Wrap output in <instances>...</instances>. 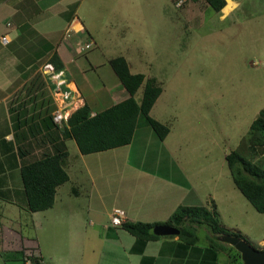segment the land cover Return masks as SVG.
I'll list each match as a JSON object with an SVG mask.
<instances>
[{
  "label": "crops",
  "instance_id": "crops-1",
  "mask_svg": "<svg viewBox=\"0 0 264 264\" xmlns=\"http://www.w3.org/2000/svg\"><path fill=\"white\" fill-rule=\"evenodd\" d=\"M179 1L186 2V0ZM189 1L193 6L196 5L195 0ZM224 1V7L219 11L213 10L206 1L208 7L204 12L197 9L194 13H188L187 25L190 28L188 30H199L201 27L199 20L206 21L203 18L206 14H209L208 20L217 16L220 23H227L230 28H237L232 34L236 36L237 51L248 50L264 53V0ZM29 2H32V7L28 11H19L15 8L14 11L11 10V26L8 27L6 24L0 28V211H6L5 213H9L16 218L14 220H17L15 224L14 221H11L9 225L1 226L6 231L3 232L1 244L5 241L6 247L0 252V264H20L21 257L18 252L20 248L18 247L22 242L29 243L27 246L29 250L26 251L29 253L32 251V255L29 254V256L39 258L41 264L45 263L42 252L34 249L36 248L34 238H23L19 230L16 229L19 225L22 227L23 223H25L24 226L26 224L28 226L29 222L35 229L34 222L38 218V226L41 227V213L45 214L44 211L34 213L27 211L20 170L25 164L40 160L46 154H53L54 148L65 147L68 156L63 161V168L68 174L72 162L69 160L70 153L67 144L71 140L74 142L69 134L62 133L58 126L55 124L47 126L41 119L30 126L13 128L14 122L9 110V98L19 92L44 64L51 63L53 56H58L62 63L59 79L66 80L68 86L80 95L83 105L89 107L91 115L102 112L129 97L128 92L110 67L109 62L112 59L123 57L127 62L129 72L143 74L145 81L155 77L151 72L153 64L151 62L144 64L142 55L140 61L135 54H131V51L113 57L107 56L104 49H100L98 53L92 50L99 47L94 39L95 36L78 16L82 5L76 0H30ZM71 6L72 9H70ZM210 8L213 10V14L208 13ZM175 17L179 23L180 16L175 15ZM238 26L241 28L238 29ZM219 29L224 33V29L220 27ZM57 34L60 36L56 41ZM4 35H8V44L1 43V38ZM64 36L71 38L69 42H63ZM88 44H91L90 48H86ZM144 52L139 48L135 53L142 54ZM160 53L161 51H159L157 60L160 58ZM81 56L84 58H80ZM263 61L258 60V63ZM143 66L146 67L145 72H143L144 70H134ZM93 75L100 78L99 82L94 79ZM43 81L44 93L42 96L46 99L49 94L52 101L49 84L45 78ZM139 90L143 91V86ZM138 91L135 93L134 99ZM161 95L162 92L150 110V116L156 121L158 119L152 115ZM141 99L142 95L139 101L135 100L140 103ZM48 107H52L51 102ZM255 115L257 118L264 119V110L258 111ZM162 124L164 123L162 122ZM30 127L33 128L31 133L29 132ZM167 137L160 140L149 126L140 122L129 145L90 155L79 153L77 158L84 162L86 158L97 156L96 160L101 163L105 162L107 165L113 163L105 174L107 181H114L116 175L113 174L118 171L117 176L122 179V182L126 181L127 184L132 179L133 185L129 190L120 188L116 191L113 190L114 194L111 192L108 194L110 196H99V194L97 196L95 187L97 183H100L98 179L91 181L89 190H81L75 182L71 181V175H68L69 180L56 189L54 204L46 211L53 209L55 212L62 208L69 211V206L58 204V201L67 200V196L69 200L71 197L77 200L84 196L88 201V205H85L86 213L94 214L96 221L90 220V217L87 216V224L85 229H82L84 234L79 248H70L62 255H57L54 252L51 260L55 264H231L230 256L234 257L235 253L229 245L220 242L217 236L213 235L205 226H201L197 230L195 242L194 237H189L190 243H187L179 239L178 236H167L158 240L141 242L125 231L121 225L114 226L112 224L114 210L123 212L122 223L164 225L179 206L205 207L214 212L222 229L240 234L239 230L234 228L235 225L231 227L225 224L224 220L226 221V219L220 214L218 206L214 202L217 200L215 195L208 194L212 200L211 206H203L202 198L200 199L198 196L200 191H197V185L203 184L204 181H201V184L194 183L191 176L189 177L184 169L178 166L180 164L174 162L175 157L165 145ZM138 149L141 155H135ZM156 149L160 152V156L151 157L150 154ZM133 162L144 164L142 167L150 170L152 177H149L147 173L149 178H146L145 182L141 181L138 178L140 167L133 166ZM154 162L157 163V166L153 167ZM133 172L134 176H128ZM70 183L71 186L66 187ZM146 187L150 189V193L147 195ZM59 195L62 199L59 198ZM15 199H20L21 203L18 204ZM8 204L10 207H7ZM96 214L99 216L97 217ZM95 228L98 230L97 235L101 238L102 246L94 245L90 241L89 245H92L86 252L85 238L90 233H95ZM202 228L208 230L210 235L201 234L199 230ZM7 234L9 236H6ZM263 242L264 239L259 241V243ZM26 259L28 258L25 257ZM21 264L26 263L21 262Z\"/></svg>",
  "mask_w": 264,
  "mask_h": 264
},
{
  "label": "rangeland",
  "instance_id": "rangeland-1",
  "mask_svg": "<svg viewBox=\"0 0 264 264\" xmlns=\"http://www.w3.org/2000/svg\"><path fill=\"white\" fill-rule=\"evenodd\" d=\"M29 1L0 0V28L6 24L11 26L10 11H14V8L28 11L32 7V2ZM76 1L82 5L78 16L95 36L99 47L92 50L98 53L100 49H104L107 56L113 57L131 51L139 60L142 55L144 64H153L151 72L162 89V95L152 116L169 129L165 145L175 157L174 162L180 164L178 166L191 176L194 183L201 184V181H204L203 184L197 185L203 206L210 207L212 200L208 194L215 195L217 200L214 202L226 219L225 224L231 227L235 225L234 228L239 230L243 239L255 248L264 250V242L259 243L264 239V214L258 213L233 184L225 160L228 153L236 150L247 161L264 169V146L256 144L251 130V124L257 119L255 114L264 110V61L258 63V60H264V53L237 51L236 36L232 35L237 28L220 23L217 16H210L208 20L209 14H206L203 17L206 21L199 20V30H188V13H194L197 9L204 12L208 7L206 0H195L194 6L189 0L185 3L179 0ZM208 13L214 12L210 8ZM175 15L180 16L179 23ZM219 27L224 29V33L221 29L218 30ZM239 28L241 26H238ZM59 36L60 34L56 35V41ZM70 39L65 37L63 42L67 43ZM139 48L145 52L135 53ZM159 51L160 58L157 60ZM145 68L143 66L134 70L145 72ZM37 74L42 75L40 71ZM94 79L99 82L100 78L95 76ZM20 91L21 89L9 98L11 103L15 98L19 99ZM141 95L142 90H139L135 99L139 101ZM49 99L47 94L46 100ZM67 145L69 160L72 162L68 175H71V181L81 190H89L93 179L100 181L94 186L98 191H95L97 196H110L108 194H114L113 190H129L132 187L133 180L130 179L127 184L126 181L122 182L117 176L118 171L113 174L116 175L114 181L105 179L108 167L113 163H101L96 160L97 156L86 158L84 162L77 158L79 152L75 143L71 140ZM135 155H141L139 149ZM150 155L158 157L160 152L156 149ZM133 166L140 167L138 178L141 181L152 177V172L142 167L144 164L133 162ZM154 166H157L156 162L153 163ZM134 174L127 173L128 176ZM70 186L71 183L66 187ZM148 193L150 189L146 187V195ZM60 194L62 196L63 191ZM61 196L59 195L60 199ZM15 200L18 204L21 203L20 199ZM25 203L27 205L26 198ZM58 204L69 206V211L64 208L55 212L53 209L45 210V214L41 213V227L38 226L39 218L34 222L35 229L31 222L28 226L23 223L22 227H16L23 238H34L36 248H33L42 252L44 264H55L51 260L54 252L62 255L70 248H79L84 234L82 229H85L87 224L86 219L95 217L94 214L86 213L87 197L83 196L77 200L71 197L69 200L67 196V200H59ZM7 207H10V204ZM5 212L0 211V221H3L0 222V252L6 247L5 241L1 244L3 232H6L1 226H7L11 221L15 224L17 221ZM199 232L205 236L210 235L205 228ZM97 233L95 228V233L86 236V252L92 245H89L90 241L94 245L102 246ZM8 234L6 236H9ZM28 245L29 243L22 242L18 247L20 264L30 261V257H33L29 256L32 251L26 252L29 250ZM25 257L28 259L25 260Z\"/></svg>",
  "mask_w": 264,
  "mask_h": 264
},
{
  "label": "trees",
  "instance_id": "trees-1",
  "mask_svg": "<svg viewBox=\"0 0 264 264\" xmlns=\"http://www.w3.org/2000/svg\"><path fill=\"white\" fill-rule=\"evenodd\" d=\"M206 1L215 11L221 10L225 5L224 0ZM51 63L56 71L61 70L62 63L58 56H53ZM109 64L129 97L95 115H91L89 107L83 105L71 114L67 126L59 128L62 133L69 134L74 140L81 155L129 145L140 122L149 126L160 140H164L169 134L167 126L150 116V110L162 92L155 79L145 81L143 74H131L123 57L114 58ZM141 86H143L142 99L137 103L134 95ZM43 90V77L36 74L21 88L19 99L15 98L13 103L9 101L13 128L30 126L39 119L47 126H54L51 113L55 110V106L50 99L43 98ZM49 102L52 104L50 108ZM32 130L33 128L30 127L29 132L31 133ZM251 130L256 138V144L264 146V119L260 117L255 119L251 124ZM53 151V154H46L44 158L21 167L20 176L30 212L50 209L54 204L56 189L69 180L63 168V161L68 156V152L65 147L54 148ZM225 159L236 188L258 213L264 214V169L247 161L236 150L228 153ZM164 225L178 229V238L187 243H190L189 237H194L195 242V235L201 226H205L215 236L230 234L241 237L240 234L222 229L214 212L205 207L179 206ZM155 226L157 224L132 222H124L121 225L125 231L141 242L161 238L153 234L152 230ZM211 242L217 244L214 240ZM230 249L235 253L234 257L230 256V263L241 264L240 254L231 246ZM29 260L30 264H41L37 257H30Z\"/></svg>",
  "mask_w": 264,
  "mask_h": 264
},
{
  "label": "built area",
  "instance_id": "built-area-1",
  "mask_svg": "<svg viewBox=\"0 0 264 264\" xmlns=\"http://www.w3.org/2000/svg\"><path fill=\"white\" fill-rule=\"evenodd\" d=\"M8 42V35H4L1 38V43L7 44ZM90 46L91 44H88L86 48H90ZM40 73L49 84L52 101L55 106V110L52 112L53 123L59 127L67 126L71 114L83 106L82 98L68 86L66 80L61 81L59 79V71H56L50 62L40 68ZM122 218L123 212L114 210L113 218L111 219L112 224L114 226L122 225ZM26 263L30 264L29 261Z\"/></svg>",
  "mask_w": 264,
  "mask_h": 264
},
{
  "label": "water",
  "instance_id": "water-1",
  "mask_svg": "<svg viewBox=\"0 0 264 264\" xmlns=\"http://www.w3.org/2000/svg\"><path fill=\"white\" fill-rule=\"evenodd\" d=\"M152 232L160 237L179 235V230L169 225H157ZM217 239L233 247L240 254L241 264H264V250L255 248L246 239L230 234L218 235Z\"/></svg>",
  "mask_w": 264,
  "mask_h": 264
},
{
  "label": "clouds",
  "instance_id": "clouds-1",
  "mask_svg": "<svg viewBox=\"0 0 264 264\" xmlns=\"http://www.w3.org/2000/svg\"><path fill=\"white\" fill-rule=\"evenodd\" d=\"M52 115V114H51ZM56 126H58V125H56ZM59 127V126H58ZM60 128V127H59ZM62 128V127H61Z\"/></svg>",
  "mask_w": 264,
  "mask_h": 264
}]
</instances>
